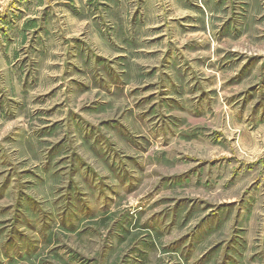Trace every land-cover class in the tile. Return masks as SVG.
<instances>
[{"label":"rangeland","instance_id":"1","mask_svg":"<svg viewBox=\"0 0 264 264\" xmlns=\"http://www.w3.org/2000/svg\"><path fill=\"white\" fill-rule=\"evenodd\" d=\"M0 264H264V0H0Z\"/></svg>","mask_w":264,"mask_h":264}]
</instances>
